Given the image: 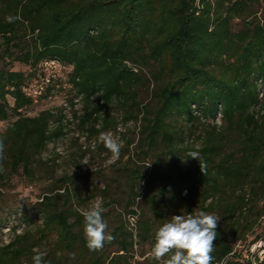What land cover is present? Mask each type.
<instances>
[{"label":"trees","instance_id":"obj_1","mask_svg":"<svg viewBox=\"0 0 264 264\" xmlns=\"http://www.w3.org/2000/svg\"><path fill=\"white\" fill-rule=\"evenodd\" d=\"M236 20L241 26L233 29ZM45 59L70 70L40 100L61 94L75 105L79 97L80 123L103 117V127L116 124L105 108L117 103L125 123L140 122L136 148L144 157L152 150L179 157L177 171L157 178L130 171V215L140 195L136 183L145 178L142 197L157 216L205 211L220 217L211 264H264V246L262 259L236 247L264 215V0H0V122H9L0 131V189L16 173L48 172L42 154L65 135L61 109L21 113L33 103L23 87L43 76ZM13 61L29 70H13ZM144 85L156 105L139 101ZM174 116L185 118L184 132L172 125ZM191 151L200 153L204 174L186 156ZM70 184L71 176L62 175L38 197L33 208L41 222L0 244V264H33L37 252L45 253V264H131L135 239L122 226L109 231L114 239L101 250L86 247L79 195ZM137 225L135 237L154 243L151 221ZM258 239L264 243V236ZM113 242L119 249L110 255L105 247Z\"/></svg>","mask_w":264,"mask_h":264},{"label":"rangeland","instance_id":"obj_2","mask_svg":"<svg viewBox=\"0 0 264 264\" xmlns=\"http://www.w3.org/2000/svg\"><path fill=\"white\" fill-rule=\"evenodd\" d=\"M240 26L241 24L237 20L233 22V29H238ZM10 65L13 70L24 73L29 70V66L20 61H13ZM67 72H64L60 77L62 81L67 80ZM62 86L64 90L69 88L67 85ZM69 92L68 96L73 95V91ZM64 96L57 94L51 98H43L21 111L25 116H35L41 110L52 109L59 113L61 109L65 116V135L48 143L42 154L44 162L49 167L48 172L40 173L34 178H27L21 173H16L12 175L9 184L0 189V244L7 243L13 237L14 231L21 232L23 229L33 228L36 223L41 222L39 214L34 211L33 204L62 175H69L72 178L71 188L79 195V202L76 203L78 209H88L98 199L104 201L105 212L108 214V232L114 227L122 226L134 235L135 232H138L137 222L143 219L151 221L153 231L156 232L163 223L171 219V216L180 215L178 212H168L161 218L149 209L142 197V193L146 191L145 178H140L137 181L135 191L140 195L135 197L132 205L128 207V209L136 210V214L130 215L125 209L132 194L130 191V171L132 169L149 173L157 178L164 172L177 171L180 165L179 157H166L167 155H160L153 150L144 157L142 151L136 148L140 138V122L125 123L120 117V107L117 103L105 108V111L115 118L116 124L103 127V117H100L98 121L80 123L78 118L83 113L82 103L79 102L80 98L73 99L76 103L74 105L70 102L72 100L67 99L66 101ZM138 99L142 105H156L151 93V86L149 88L146 85L139 87ZM10 102L12 101L10 100ZM185 122L184 117L174 116L171 119L172 125L178 131L183 128L182 132L187 127ZM8 123V121L0 122V131L4 130ZM101 133H112L123 142L120 157L114 163L111 162V153L103 144L99 143ZM190 133V129H188L181 136L185 137ZM127 141L132 143L129 149L126 147ZM94 143L96 144L95 150L92 148ZM180 144H182L181 141ZM85 161L88 164L84 163ZM259 222L254 231L246 236L245 243L236 245L245 255L256 252L260 255L262 253L258 247L261 240L258 238L264 236V215ZM255 235L259 236L255 239L256 242L252 241ZM134 239L128 258L131 264H153L155 261L149 259L153 243L150 241L140 242L138 236ZM118 249V244L114 242L105 247L106 253L110 255L118 252ZM158 264H163V261Z\"/></svg>","mask_w":264,"mask_h":264},{"label":"clouds","instance_id":"obj_3","mask_svg":"<svg viewBox=\"0 0 264 264\" xmlns=\"http://www.w3.org/2000/svg\"><path fill=\"white\" fill-rule=\"evenodd\" d=\"M99 143L111 153V162L114 163L119 159L123 147L119 137L112 133H101ZM92 148L95 150V143ZM186 156L198 160L200 170L204 174L206 164L201 160L200 153L191 151ZM3 160L4 143L0 139V171H3ZM78 211L83 217L84 238L86 247L90 251L101 250L106 242L114 239L107 230V222L103 215L106 209L102 199L96 200L88 209ZM219 219V216L205 211L171 216V219L163 223L155 232L149 259L163 261V264H211L218 236L216 229ZM44 255L43 252H37L32 258L33 264H45Z\"/></svg>","mask_w":264,"mask_h":264},{"label":"built area","instance_id":"obj_4","mask_svg":"<svg viewBox=\"0 0 264 264\" xmlns=\"http://www.w3.org/2000/svg\"><path fill=\"white\" fill-rule=\"evenodd\" d=\"M39 67L43 71V76H40L39 79L32 80L23 87V91L25 92L26 96L30 97L34 103L40 100L42 92L48 84H50L53 80L60 78L64 72H67V70L70 69L69 66L62 64L56 59H45L39 64ZM48 98H51V96H48ZM262 246H264V243L261 242L258 247ZM261 252L262 253L259 256L262 259L263 251Z\"/></svg>","mask_w":264,"mask_h":264}]
</instances>
